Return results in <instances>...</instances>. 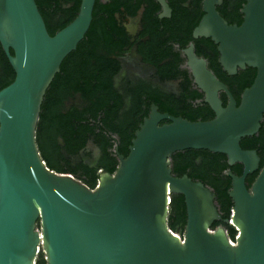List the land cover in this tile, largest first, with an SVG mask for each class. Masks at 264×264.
Masks as SVG:
<instances>
[{
	"label": "water",
	"instance_id": "obj_1",
	"mask_svg": "<svg viewBox=\"0 0 264 264\" xmlns=\"http://www.w3.org/2000/svg\"><path fill=\"white\" fill-rule=\"evenodd\" d=\"M95 1L81 0L76 17L50 36L34 0H0V47L15 74L0 90V264H34L40 250L46 264H264V166L247 189L245 179L260 159L239 145L263 121L264 0H244L240 25L219 15L223 0H202L203 15L192 31L193 39L216 45L228 76L256 71L239 104L189 43L186 66L213 119L190 122L152 104L127 156L115 148L116 171L101 173L90 190L47 169L35 133L45 92L85 37ZM155 1L159 18H168L166 0ZM185 150L221 154L229 167L242 165L240 176L225 172L231 179L230 220L221 219L210 188L172 174L171 156ZM172 194L184 199L183 241L167 226ZM221 220L238 232L234 244L223 227L210 230Z\"/></svg>",
	"mask_w": 264,
	"mask_h": 264
},
{
	"label": "trees",
	"instance_id": "obj_2",
	"mask_svg": "<svg viewBox=\"0 0 264 264\" xmlns=\"http://www.w3.org/2000/svg\"><path fill=\"white\" fill-rule=\"evenodd\" d=\"M34 1L48 34L53 36L76 17L81 0ZM133 1H95L92 21L85 37L61 63L40 108L35 141L45 166L58 175L72 176L90 190L97 187L101 173L113 175L116 171L118 160L115 148L119 155L127 156L134 132L148 115L152 104L160 113L190 122L213 119L214 114L204 102L203 93L193 84L191 74L179 68L183 59L179 50L173 48L174 45L183 50L192 43L195 55L206 60L208 69L227 86L237 104L241 93L251 86L256 74L254 69L246 68L228 76L218 63L216 45L209 39L192 38V31L203 15L202 0H193V6L198 9L196 16L190 15L189 10L183 7L187 0H167L172 17L164 20L158 19L160 6L155 0H137L136 4ZM244 3V0L233 3L223 0L217 11L229 25H240L242 14L239 9ZM140 6H144V30L130 42L114 15L121 13V9L128 15H134ZM135 44H138L137 51L142 62L155 67L160 80H179L177 93L164 94L145 82L127 85L122 93L115 88L114 78L120 71L118 58L125 53L124 48L129 50ZM14 77V71L0 47V90L11 84ZM126 98L129 99L128 105L125 104ZM76 99L78 104L74 103ZM220 99L225 106V94L221 93ZM69 100L71 104L67 108L65 103ZM88 142L97 146L100 152L96 167L90 168L82 163L73 166L63 156L77 155ZM239 145L243 150H254L260 159L258 170L245 179L249 189L264 166V114L258 133L242 138ZM170 163L174 176L186 175L210 188L215 194L221 219L230 220L233 204L228 192L231 179L225 172L229 170L240 176L241 164L229 167L224 155L205 150L176 152L171 156ZM222 220L214 222L210 230L223 227L230 243L234 244L238 232ZM185 224L184 199L181 195L172 194L168 206V229L183 241ZM36 230L40 232L39 221L36 222ZM34 264H46L42 250Z\"/></svg>",
	"mask_w": 264,
	"mask_h": 264
},
{
	"label": "flooded vegetation",
	"instance_id": "obj_3",
	"mask_svg": "<svg viewBox=\"0 0 264 264\" xmlns=\"http://www.w3.org/2000/svg\"><path fill=\"white\" fill-rule=\"evenodd\" d=\"M101 1H103V0H101ZM236 1L237 0H231V3L236 2ZM166 2H167V0H166ZM133 3L136 4L137 0H134ZM192 3H193V0H187L183 4V7L187 8L189 10L190 15L196 16V13H198V9H196ZM201 4H202V2H201ZM167 5H168V3H167ZM221 6H222V4L218 7H221ZM242 6L239 9L240 13H241ZM201 11H202V6H201ZM143 12H144V6H140L139 9L136 10L134 15H128L122 9H121V13H116L114 15L116 22L125 30V32L129 36L130 42H133L135 39H137L139 37L140 33H142V31L144 30V28H143ZM161 13H162V11H161V7H160V12L158 13V19L159 20L171 19V17H172V11H170V16L168 18H159V15ZM173 48L176 51L179 50L180 57L183 59L179 68L181 70H187L189 72V70L187 69V66H186V57L184 54V50L186 48L183 50H180V49H178L177 45H174ZM124 50H125V53L121 57L118 58V61L120 63V71L114 78V86L119 92L122 93V89L125 88V86H127V85L128 86H134L139 82H145L146 84L150 85L153 89H157L164 94H175V93H177L179 80H177V81L160 80V78H158V76H157V71H156L155 67L142 62L141 56L139 55V53L137 51L138 50V44H135L129 50H127V48H124ZM129 68H130V71H129ZM175 89H176V91H175ZM76 98H77V96H76ZM127 102H129L128 98L125 99V104H127ZM70 104H71V100L66 102L65 106L68 108L70 106ZM58 143L60 144V146L62 145L61 141L59 139H58ZM89 147L92 148V150L90 152L92 160L87 161L84 158H79V156L82 155L83 152H88ZM63 156L66 159H68L73 166L82 163V164H84L90 168H94V167H96L97 162L99 160L100 152H99V149L97 148V146H95L92 142H88L85 145L84 150L80 151L77 155H73L71 157H68L65 154H63Z\"/></svg>",
	"mask_w": 264,
	"mask_h": 264
},
{
	"label": "rangeland",
	"instance_id": "obj_4",
	"mask_svg": "<svg viewBox=\"0 0 264 264\" xmlns=\"http://www.w3.org/2000/svg\"><path fill=\"white\" fill-rule=\"evenodd\" d=\"M129 71H130V68H129ZM175 91H176V89H175ZM74 103H75V104H78V100L76 99V100L74 101ZM91 150H92V148L89 147V148H88V152H83L82 155L79 156V158H84V159L87 160V161L92 160V157H91V155H90Z\"/></svg>",
	"mask_w": 264,
	"mask_h": 264
}]
</instances>
